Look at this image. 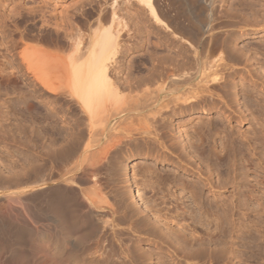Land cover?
Masks as SVG:
<instances>
[{"label":"rangeland","instance_id":"rangeland-1","mask_svg":"<svg viewBox=\"0 0 264 264\" xmlns=\"http://www.w3.org/2000/svg\"><path fill=\"white\" fill-rule=\"evenodd\" d=\"M1 1L5 4L9 3L8 7H11L13 5H22V8H6V7L0 8V13L2 14V18H5V21H7L8 12L11 9H13L14 12H20L22 10H29V9L33 11H37L45 8L47 9L48 12H50V14L54 15L56 18H60L64 10L71 11L73 7L78 6L82 1L89 2L91 0H57L56 5H52L53 0H1ZM96 1H98V3L97 2L92 3L93 5L97 3V5L94 6L93 8H103V11L106 10L107 14L110 16L111 13L110 8H112L111 0H96ZM118 1L120 3L119 8L125 9L124 11H120V12L124 15L126 11L124 17L127 21V25L123 27L121 34L126 29H128L129 32H131L132 29H135L136 31L135 32L136 36L130 40L127 39L126 35H120L119 37L120 44H127L130 47V50L125 51L121 56L119 55L120 57L118 58L120 60L121 70H122L120 73L121 76L119 75L120 79L125 75H127L129 72L131 75L133 73L134 76L136 77H139V75L141 76L146 75L149 73L148 70L151 69V63H149L148 60H150L149 58L151 57L150 53L152 54L153 52L150 43L149 42L145 43L144 39L145 37L148 36L146 32L152 30L155 25L158 26L156 27L159 29L157 30V33L159 34L158 36L161 39H164L163 42H165L166 41L165 40L166 38H164V36L166 35V33H164L165 29L162 30L163 28L162 26H165V24L162 22L159 23L155 22L156 20L152 18V15H150L146 10L143 14L137 12L138 10L136 11V8H143V5L141 3H138L136 0H131V1L118 0ZM152 1H155L156 5L160 8L159 10L162 12L161 14L165 16L164 18H167L165 20L166 21L169 20L168 22H170L171 24L170 26L173 29L177 30V32L183 33L184 31L183 34L186 37H188L194 42L197 41L198 43L201 44L203 48L207 47L208 39L211 38L212 36L213 37L215 36V42L217 41V43L220 44L221 42L224 41L229 46V48L226 49V51L224 52V55L228 58H231L233 61L238 62L234 66L237 69V73H238L235 77V80H237L240 77L245 80L244 81L245 84L243 89L244 93L243 92L240 93L239 91V97L241 98L240 104H238L239 106L235 105V108H240L242 106L240 109L244 110L243 114L247 116L246 118H243L242 120L241 118H235V120L231 122L232 127H230V125H227L226 121L218 117L217 112L213 111L210 113L207 112V110L198 107L190 108L187 106V104H185V102L179 100L177 104H173V103L169 104L171 107H174L172 108L174 112L170 113L168 116L169 119L168 121H171L173 124L171 125H168L167 123L164 124L166 126L164 130L167 132L168 136L166 138L169 140L172 136H174L175 138H178L180 136V133L176 132L175 126L177 124H179L181 128L185 126L183 128L185 129V133H186V136L184 135V138L187 136H189L188 138H193L194 126L202 128L201 130L208 134L207 135L209 137L208 143L215 148L216 153H218L217 152L218 150L223 149L222 144L225 143L226 135L232 132V134L230 135H232L235 141H237V144H235V149H233L236 151L233 152L231 151V149L228 150L224 149V151L218 153V156L222 155L221 158L223 159L222 161H224L223 166L219 167V171L221 173L222 178H226L227 176L226 172L230 169V171L232 170V172L233 171L235 172V173L233 172L234 175L237 174V176H235V179L237 178V181H238V172L243 173L244 178L248 180H245L244 182L240 183L238 187H236L237 189L235 188V186L233 187L232 185H229L227 190L226 189L220 190L219 188L216 189L215 186L214 189L213 187V190H216L215 191L216 195L219 196L221 195V192L224 191L227 198L228 199L230 198L229 200H232V203L229 201L230 202L229 206L232 207L233 204V208L231 210L233 223L237 224L239 221L241 222L240 226L239 224H237L240 228L234 230V232L231 234V237L230 235L225 234L226 235L225 238L226 237L228 238V239L226 238L228 244L229 243L232 244V245L231 244L228 245L230 247L228 249L229 251L230 250L233 251V253L235 254L234 257H232L230 260L231 263L229 262L228 264H236L237 261H238L237 264H259V263L264 264V255H263L264 252L262 251L263 254L261 252V250H264V212L261 213L262 212L261 210L264 209L263 208L264 207V125H263L264 124V0H152ZM89 7H90L89 5H86V8ZM33 11L31 13H33ZM92 11H93L92 17H90L89 19L91 23L93 22L95 17H97V13H94V10ZM3 14L5 17L3 16ZM75 21L78 25L79 22H82L80 19H76ZM7 22H9L10 24ZM7 22L6 24L9 25L7 26L8 28L9 27L12 28L11 26L16 25L15 28L16 38L20 36L19 34H21V31H23L24 29L23 26L26 24L27 29L29 28V30H31L29 31L30 37L31 38L34 37V39H36V42L33 39L34 40L33 42L29 40H25L26 41L25 43H28L27 41H29L30 44L34 43L33 45L36 46L39 44L40 47L41 46L43 48L45 47L46 48L45 50H48L47 48L48 46L46 47L45 44H43L44 46L42 45V41L46 43L44 40H42L44 39L42 38L43 32L41 33L38 31L37 29L38 26L37 27L35 26L33 28L32 21H28L25 23L19 19L18 21H14V22H11L10 20H8ZM134 24H137V26H135ZM211 26H213L214 29L211 30ZM166 30L167 32L169 31L168 28H166ZM85 31L87 32V30ZM186 33L188 36L186 35ZM153 36H154L153 34H150V38H152ZM173 36L176 37L175 35ZM173 36L171 35V37ZM192 36L195 38H193ZM37 39L40 40L39 43H37V41H39ZM182 43L184 44L183 45L184 47L182 46ZM182 43H180L181 46L179 45L177 49V51L178 50L180 51L179 54L186 52L185 48L188 42L182 40ZM21 48H19L18 50H20ZM51 48L53 47L50 46L49 49L51 50ZM154 55L160 57L167 55L175 56L177 55V52L176 53H174V51L167 52L162 47H160V49H158V51H156V54ZM247 57H249V60L246 61ZM6 63L7 62H5V64ZM11 63L12 65H8V63L5 65V67L3 68L4 71L9 72L14 70L17 64L15 61L12 60ZM253 63L254 65L251 66V64ZM257 66L258 69H256ZM2 79L6 80V78H2ZM2 79H0L1 82H5L4 80L2 81ZM253 81L255 82L253 83ZM13 82L14 81L11 80V82L8 83L9 85L7 89H5L4 87L0 88V251H1L0 264H11V263L23 264V262L26 261L27 259L29 260L31 259L29 261V263L31 264L32 263L54 264L52 262L54 261L53 260L54 253L57 251V247L55 242L52 243V240L54 239V235L56 234L55 233L56 231L58 232L62 231L61 233L63 234L60 235L62 236V241L60 242L61 244H59L58 250L61 248V250L65 252V249L67 250L69 247L68 241L70 240L74 242L77 241L76 243L78 242L82 243V241H84L85 244L86 240H84L85 237L84 234L82 236V233L84 232L83 231L80 232V229H78L75 232H71L69 228L67 229L65 225L64 217L66 216L69 217L70 215L72 216V214H73L72 217H74L75 215L77 216L80 215L81 217L83 215L82 213H85L88 210L89 208L88 198L90 196L88 197L87 196L88 193L86 192L88 191L87 189L89 188V186L91 189L93 188V191L97 192V193L94 192L95 195L92 196H95L93 199L97 207H99L96 209L100 212L99 216H102V218L106 217V219L108 220L112 218V214L110 212L111 209H116L117 211L116 214H114L113 216L118 217L119 215L120 216L122 215L121 214L122 212H118L121 209V207H119L120 198L118 195L120 194L119 191L121 189L119 188L123 187L122 189L125 190L127 187L126 190L128 191V193L126 195V200L127 202L133 204V206L136 207L141 205L140 204L141 201H139V204H137L133 200V196H134L133 187L137 182L138 183L137 185L143 189L141 190L143 191V196H144L143 198L146 204L153 205L155 202L157 203L160 201V199L158 198L159 195L156 193L154 194L156 188H158V184L154 182L157 177L160 178L161 181H165L166 183H168L171 180L174 173L176 175L178 173L179 175L177 176H179V178L184 181L185 180L187 181L190 179V177H192L191 172L187 173L189 171L186 172L181 168H177L175 164L176 163L175 159L174 162L171 163L172 162L171 159L173 158H169V159L167 158L164 161H160V160L155 161L152 156H149L148 158L138 156L139 151L136 150V145L141 144V142L140 143L137 142L138 140L141 141V139L134 140L133 142H131V139L129 138L130 137L140 138V136L136 134L137 130H135V127L141 126V124H139L141 120L140 121L138 120L139 123L137 125V119L143 118V117L140 118L141 116L138 117L134 116L137 117V119H134L133 116H131V118H129L130 116L125 118L123 115H117V116H113L109 120V122L106 125L107 127L104 129V135L102 136L103 141L100 142L101 144L99 145V147H101L102 145L103 147H105V149L106 147H110V148L112 147V148L111 149L107 148L110 151L105 155V157L107 156V158L101 159L103 160L102 164L100 163L101 161L98 163V165L100 164L99 165L100 169L98 168V170H96L97 171L96 174H94L95 172L93 173L88 171L89 166L86 164L87 161L85 160L84 155L80 153L81 146L85 143L84 140L86 138H81V140L83 139L84 143L81 141L83 144L81 143L82 145L77 150V151L80 150L79 152L73 151L74 152L73 154V152L70 151V149H68L70 148L68 146L71 145L70 140H73V138L75 139L79 135H83V134H86L83 136L87 137V133H88L87 125H86L87 120L84 118L85 116L82 117L83 114L80 113L79 111L80 109H78L79 107L77 108L76 104H73L72 102L70 103L73 105L69 106L70 103H68V101L62 98L61 96L62 94L59 96L61 100L57 98L49 100L48 97H44L45 95L42 96L41 91L37 93L35 92L34 94L32 93L33 96H29V94L32 95L31 94L32 90L29 91V93H27V91L24 92L23 89L25 88H22V90H20L21 88L19 85L21 84L20 82L18 81L14 83ZM11 84L13 86L14 84L17 85H15L16 87L15 86L12 87L10 86ZM17 86L19 87V90ZM123 91L121 92L122 94L126 93ZM60 93H63V91L62 92L60 91ZM62 99L64 100V102ZM218 104L217 105L220 106V103ZM72 107L74 108L76 107V108L72 109ZM71 111L73 114L70 113ZM249 113L252 114L250 115ZM259 122L261 125H259ZM130 127L131 128L133 127L132 128L133 130H130L132 132L131 134L129 132V129H131ZM259 127L263 128L262 129L263 131H261V135L263 133V139L260 137L262 139L261 142L258 139H256L258 142L252 139L256 141L257 144L256 142L253 141L255 143L254 144L252 140L247 141L248 138L249 139L252 138L254 132H256L257 135H260L259 132L255 131V129L258 130ZM237 130H239V132H237ZM228 131L229 133L226 134V132ZM83 136H79L78 138ZM67 137L69 138V140ZM167 139L164 140H166L165 143L168 144L169 141L167 142ZM109 143H112L111 146ZM113 143L115 144L114 147H113L114 145ZM61 147L62 149H60ZM99 147L98 150H100ZM103 149L104 148H102V152ZM68 150L70 151V153H67ZM99 152L100 153L98 154L102 153L101 151ZM230 152H232V154ZM77 153H79L81 156H78ZM143 153L140 152L141 155ZM155 154L156 153L154 151L152 155ZM233 156H235L236 158H234ZM82 157L86 162H82L83 161L81 160ZM232 157L235 159V161H237L234 165L232 163L233 162ZM212 158H213L212 160H214V156H212ZM248 158L250 159L249 162L252 161L250 162L252 164H249L245 160ZM227 159L231 160L228 163V165L232 164L233 167L232 165L231 167L230 165L228 167V165L225 163L226 161L228 162ZM73 160L74 161L76 160L75 164ZM111 162L112 165L110 164ZM113 162L116 163L113 164ZM84 163L85 166L87 165L88 167L86 166L85 168ZM246 163H248L249 165ZM41 164L42 167L40 166ZM144 165L145 167L148 166V169L150 168L155 169L156 172H152L151 169H150L151 171L150 170L144 171L145 169ZM68 166L71 168L73 166L74 169L72 168L69 171L70 168ZM77 167L78 169H76ZM42 170H45V172H42ZM62 171H64L65 173ZM42 173L44 175L46 174L44 178L42 177L43 176ZM50 174L53 175L51 178H50ZM41 177L43 178L42 181H44V179H46L47 177H49V181L51 179L52 180L48 182L47 180L48 178H47L46 179L47 183L44 184L39 179ZM214 177H216V175ZM127 179H129V181L126 183L125 180ZM93 180L94 182H92ZM38 181H40V183ZM117 183L118 184L121 183L120 186L116 185ZM169 183L166 184L165 188H162L163 190L162 189L161 190L164 192L169 190L171 191V193L173 192L172 194L176 193L175 195L176 196L178 195L177 199H175L173 195H171L170 197L167 195L168 196L167 199L165 198L164 199L168 201L164 204L163 203L160 205L158 204V206L162 207V205H164L166 209L167 207H169L167 219L169 220L168 222L172 221L175 227L176 221L183 222L184 219L183 216L185 217V219L189 217L187 216L188 215L187 213L186 215L184 211H182V209L185 210L187 208L188 210H190L191 204H190V200L187 197L183 196L184 195L183 193L180 194L179 191L181 190L179 188H176L175 186H170L171 184ZM154 185L155 187L153 189ZM168 186L169 188L166 190ZM60 190L62 192H60ZM57 191L60 192L61 194L57 193ZM203 191L207 192V189H203ZM247 193L248 194L251 193L252 195L251 196L249 195L250 197L245 196L248 195ZM207 195L209 196V198L206 200V203L209 205L208 210H206L205 213L203 212L198 213L195 212L194 210L196 209H194L192 212V214L195 213L194 215L200 214L199 217H201V219L198 216L196 217L200 219L202 224L204 223L203 225L201 224L202 226L198 223L197 231L199 234L196 235L198 238L200 237V235H203V237L207 236L206 233L208 232L213 233V231H217V230L212 231V229L215 227V223L218 222V219H216L217 217L215 216L214 211H216V209L218 208L215 205L218 206L221 205L220 199L223 198L222 197L223 195L221 196V198L219 196L220 199H218V196L217 198H212L211 193L209 194L207 193ZM244 196L247 197L245 201L246 204L243 202ZM142 206L144 205L142 204L141 207ZM221 206L225 207V205L223 204ZM116 207L120 209H117ZM155 208H157V206H155ZM70 209H72V211ZM219 209L220 208H218V210ZM69 211L73 213L71 214L70 212V215L68 216ZM74 211L75 212L80 211L81 213L78 212L79 214L78 213L74 214ZM243 212L245 214H243ZM41 213H43L44 216ZM123 221L124 219L123 220L121 219V225L118 226L120 230L121 228L122 230L125 228L126 230L125 229L124 230L127 231L125 232L123 230L124 233L122 234V238L123 237L127 238L129 236L128 238L135 237L132 239H136L137 238L136 235L138 234L139 235L141 234L140 236L144 235L138 232L133 233L132 230L130 233V229H128V227L126 226V224L129 221H127V223L125 221L124 223L126 224L122 223ZM186 221L190 222V220H186ZM247 222L248 224L249 223L252 224L251 225L252 228H249L247 226ZM55 228H58L59 230ZM41 229L43 231L47 230L46 231V233L48 234L47 238L42 237V234H40L42 231ZM108 231H110V229L107 230V233L109 235L110 232ZM49 233L52 235H50ZM223 238L221 239V241H223ZM219 241L214 242V244L213 243L208 244L207 241L206 243L205 241H202L199 244L196 242L194 246L198 245L197 246L198 248L201 246L200 248L203 250L206 249L208 253V250L211 247L217 248L218 245L219 247L221 246L222 243H220ZM116 244L119 243L117 242ZM141 245L143 247L146 246V244H144L143 242L141 243ZM116 247L118 248L119 246L117 245ZM153 247L151 246V248ZM162 250H163L162 254L160 253L158 256L161 257L164 256L162 259L165 260L167 259L166 261H168L167 262L168 264L170 263L173 264L174 262L171 259L170 256L171 254L167 250V248L166 247L162 248ZM1 253L3 254V256ZM24 253L25 254L29 253L30 255L26 254L25 257H22L25 255ZM178 253L181 254L180 249ZM19 254L21 255V257H19L20 256ZM81 255L79 257L80 258L79 261L81 262L83 260L87 261L90 257L88 256L87 258L85 252L81 253ZM154 255H155L154 258L157 257V254ZM166 255L168 256L167 258ZM33 256H35V259ZM26 257L27 259L24 260L23 258ZM7 259L9 260V262H7L8 261ZM12 260L14 262L16 261L18 262L14 263L12 262ZM155 260L156 258L151 259V261L148 260L147 263L156 264ZM213 260H212V264H224L222 258L213 257ZM67 261L68 260H65V263ZM26 262L28 263V261ZM81 262H78V264H80ZM167 263L165 262V264ZM203 263L204 262H202V264Z\"/></svg>","mask_w":264,"mask_h":264},{"label":"bare ground","instance_id":"bare-ground-1","mask_svg":"<svg viewBox=\"0 0 264 264\" xmlns=\"http://www.w3.org/2000/svg\"><path fill=\"white\" fill-rule=\"evenodd\" d=\"M136 1L143 5V8H136V11L138 10L137 12L143 14L146 10L150 15H152V18L156 20L155 22L158 23L162 22L165 24V26H162L163 27L162 30L164 29L166 30V28H168L169 31L167 32L166 30L165 32L164 30V33H166V35L164 36V38H166L165 42H163L164 39H161L158 36L159 34L157 33V30L159 29L156 28L158 26L155 25L153 27L154 30L152 29L153 31L152 30L147 31L146 34H148V36L145 37L144 40L145 43L146 42L150 43L151 49L153 51L152 54L150 53L151 56V57L149 56L150 60H148L149 63H151V69L149 67L150 70H148L149 73L146 75H142V76L139 75V77H136L134 76L133 73L131 75L129 72L128 74L126 73L127 75H125L121 79H120L121 76L120 73L122 70H121L120 60L118 58L125 51L130 50V47L127 44H120L119 37L120 35H126L127 39L130 40L136 36L135 34L136 31L135 29H132V31L129 32L128 29H126L121 34L123 27L127 25V21L124 17L126 11L124 15L120 12V11H124L125 9L119 8L120 3L118 0H111L112 8H110L111 9L110 16L107 14L106 10L103 11V8H93L98 3V1L96 0H91L89 2L82 1L78 6L73 7L71 11L64 10L60 18H56L54 15L50 14V12H48L47 9L45 8L37 11H33L29 9V10H22L20 12H14V10L11 9L8 12L7 18L11 22L18 21L20 19L25 23L28 21H32L33 28L35 26L36 27L38 26L37 27L38 31L41 33L43 32L42 38L44 39L42 40L46 42L44 43L41 40L42 45L45 44L46 47L48 46L47 47L48 50H50L49 48L50 46H52L53 47L51 48L52 51L45 50L46 48L45 47L43 48L42 46L40 47L39 44L37 46L33 45L34 43L30 44L29 41L33 42L35 40L36 42V39H34V37L32 38L30 37L29 31L31 30H29V28L27 29L26 24L23 26L24 29L23 31H21V34H19L20 36L16 38L15 37L16 25L11 26L12 28L10 27L8 28L7 26L9 25L6 24L8 20L5 21V18H2V14L0 13V46H1L0 47V79L6 78V80L2 79V81L4 80L5 82H1L0 80V88L4 87L5 89H7L9 85L8 83H10L11 80H13L14 82L18 81L21 83L19 84L21 87L20 90H22V88H25L23 89L24 92L27 91V93H29V91L32 90L31 94L32 93L34 94L35 92L37 93L41 91L42 96L45 95L44 97H48L49 100L56 98L61 100L59 96L62 94L61 95L62 98L68 101V103L72 102L73 104H76L77 108L79 107L78 109H80L79 110L80 113L83 114L82 117L85 116L84 118L87 120L86 125H87L88 133H87V137L83 136L86 134H83V135H79L83 137L78 138L79 137L78 136L75 139L73 138V140H70L71 145L69 146L67 145V146L70 147L68 148L70 149V151L76 152L79 149V147L85 142L81 146L80 153L84 155L85 160L88 162L87 163L86 161H84L83 157H82L83 159L81 158V160H83L82 162H86V164L89 166L90 170L88 169V171L93 173L95 172L94 174H96L97 173L96 170H98V168L100 169L99 166L100 164L98 165V163L101 161L100 163L102 164L103 160L101 159L107 158V156L105 157V155L110 151L109 149H107L110 147H106L105 149V147L101 145V147L104 148L103 152H102V148L99 147V145L101 144L100 142L103 141L102 136L104 135V129L107 127L106 126L107 123L113 116L123 115L125 118L128 116H130L129 118H131V116L133 117L141 116L140 118L142 117L144 118V119L142 118L143 119L142 121V119L139 118L137 119V117H134V119H137V125L139 123L138 120L139 121L141 120L139 123L141 124L140 127L134 126L135 130H137L136 134L139 135L140 138L138 137L129 138L130 135L128 136V138L131 139V142H133L134 140L141 139V141L140 140L137 141L139 143L141 142V144H137L135 142L137 144L136 150L139 151L138 156L145 158L152 156L155 161L156 160L164 161L167 158L168 159L173 158L171 159L172 160L171 163H173L175 159L176 160L175 164L177 168H181L186 172L189 171L187 173L191 172L192 174V177H190V179L188 178L189 180L184 181L181 180L179 176H177L179 175L178 173L177 175L174 173L173 177L169 181L170 183L168 182L169 184H171L170 186H175L176 188H179L181 190L179 191L180 194L183 193L184 194L183 196L187 197L190 200V204H191L190 210H188L187 208L185 210L182 209V211H184L185 214L187 213L188 215L187 214L186 215L189 217L186 216L187 219H185V217L181 214L184 218L183 222L176 221L175 227L172 221L168 222L169 220L167 219L169 207L166 206L167 207L166 209L164 205L160 207L158 206V204L160 205L162 203L163 204L166 203L168 200L165 199H167V197L168 196L170 197L171 195H173V197L177 199L178 195L176 196L175 195L176 193L172 194L173 192L171 193V191L167 190L169 186L166 188L167 193L162 191L163 190L162 188H165L166 184L168 183H166L165 181H161V179L158 178L157 176L154 182L158 184V188H156L154 194L156 193L159 195L158 197L160 199L159 202L157 203L155 202L153 205H147L143 198L144 197L142 191L143 189L140 188L137 185L138 183L136 182L133 187V195H134L133 200L137 204H139V201H141L140 204L141 205L143 204L144 206L141 207V205H139L140 207L139 206L135 207L133 206V204L127 202L126 200V195L128 193V191L126 190L127 187L126 189L124 188L125 190L122 189L123 187L119 188L121 189L119 191L120 194H118L120 198L119 207H121V209L117 207L116 208L120 209V211L118 212H122L121 213L122 215L121 216L119 215L120 217L113 216L114 214H116L117 211L116 209H111L110 212L112 214V218L108 220L106 219V217L102 218V216H99L100 212L96 210L99 207H97L93 199L95 196H92L95 195V193L97 192L93 191V188L91 189L89 186V188L87 189L88 191L86 192L88 193L87 196L88 197L90 196L88 198L89 199L88 210L85 213H82L83 215L81 217L80 215L79 216L75 215L74 217H72L73 216L72 214L73 212H71L72 209H70L71 211H69L68 213L69 216L71 212L72 214V216L70 215L71 217L70 216L69 217L66 216L67 218L64 217L66 214L63 216L65 218L64 222L67 229L69 228L71 232H75L78 229H80V232L81 231L84 232L82 233V236L84 234L85 236L84 240H86L85 244L84 241H82V243L78 242L80 243L78 244L76 243L77 241L74 242L70 240L68 241L69 247L67 250L65 249V252L61 250V248L58 250L59 244H61L60 242L62 241V236L60 235L63 234L61 233L62 232L61 230H60L61 232L55 230L56 234L54 235V239L51 240L52 243L55 242L57 251L54 253V258L52 257L54 260L52 263L78 264V262H81L79 261L80 259L79 257L81 253L85 252L87 258L88 256L90 257L87 261L83 260L80 264H153V263H147V261L148 260L151 261V259H155V258H156L155 260L156 264H162V263L165 264V262L166 263L168 262L166 261L167 259L166 260L162 259L164 256L161 257L158 255L160 253L162 254L163 252L162 248L166 247L167 250L170 248L168 251L171 254L170 256L172 261L174 262L173 264H202V262L206 264L211 262L210 264H212L213 257L222 258L224 264H228L231 258L234 257L235 254L233 253V251L231 250L229 251L228 248L230 247L228 245L231 243L228 244L227 242L228 238L227 237H226L227 239L225 238L226 236L225 234H228L231 237V234L234 232V230L240 228L239 226L241 222L239 221L237 223L239 224V226L233 223V218L231 214L233 204L232 207L229 206V203L230 202L232 203V200H229L230 198L229 199L227 198L224 191H222L221 195H219L220 198L223 195L222 196L223 198L220 199L219 196L216 195L215 192L216 190H213V187L215 186L216 189L219 188L220 190L221 189L227 190L229 185H232L233 187L235 186L236 188L240 183L244 182L245 180H248L244 178L243 173L238 172V181H237V178L235 179V176H237V174L234 175L235 172L233 171L234 172L233 173L232 170L230 171V169L226 172L227 173L226 178H222L221 173L219 171V167L223 166L224 161H222L223 160L221 158L222 155L218 156V153L224 151V149L225 150L231 149V151L233 152L236 151L233 149H235V144H237V141H235L234 137L230 135L232 134V132L228 134L230 131L229 130L228 132H226V134L228 135L225 134L226 135L225 143L224 144L221 143L223 149L218 150L217 151L218 153H216L215 148L208 143L209 142L208 141L209 137L207 136L208 134L202 131L201 130L202 128L194 126L193 138H188L189 136H187L185 137L186 138L185 139L184 135L186 136V133H185V129H183L185 126L181 128L180 125L177 124L175 126L176 132L180 133V136L178 135L179 136L178 138L172 136L168 140L166 138L168 136L167 132L164 130L166 126L164 124L166 123L168 125L173 124L171 121H168L169 114L174 112V110H172V108L174 107H171L169 104L170 103L177 104L179 100H182V102H185V104H187V106L190 108L198 107L207 110V112L210 113L213 111L217 112L218 117L226 121L227 125H230V127H232L231 122L235 120V118H241L242 120L243 118L247 117L246 115L243 114L244 110L240 109L242 106L240 108H235V105L237 106L238 104H240L241 98L239 97V91L240 93L243 92L245 80L240 77L237 80H235V77L238 73H237V69L234 66L238 62L233 61L231 58H228L224 55L226 49L229 48L226 42L223 41L220 44H218L217 41L215 42V36L214 37L212 36L211 38L208 39L207 47L203 48L201 44L198 43L197 41L194 42L188 37H186L183 34L184 33L183 30H182L183 33H180L177 32V30L173 29L170 26L171 25L170 22H168L169 20L166 21L165 19L167 18H164L165 16L161 14L162 12L159 10L160 8L156 5L155 1L152 0H136ZM93 2H97V3L93 5L92 4ZM56 3L57 0L52 1V5H56ZM86 5H89L90 7L86 8ZM8 6L9 3L5 4L0 0V8H4V7L22 8V5H13L11 7ZM92 10H94V13H97V17H95V19L91 23L89 19L90 17H92L93 14ZM32 11L33 13H31ZM76 19H80L82 22H79L78 25L75 21ZM134 25L137 26V24ZM212 29H214L213 26H211V30ZM85 30H87V32ZM150 34H153L154 36L150 38ZM171 35L172 36L175 35L176 37L174 36L171 37ZM25 40H29L27 41L28 43H25L26 42ZM182 40L188 42V44L186 43L187 44L185 48L186 52L179 54L180 51L179 50L177 51V49L179 45L181 46L180 43H182ZM39 42L40 40L37 41V43ZM183 45L184 44L182 43V46ZM160 47H162L167 52L168 51H174V53L177 52V55L175 56L167 55L161 57L155 56L154 54H156V51H158ZM19 48L21 49L18 50ZM11 60L16 62L17 64L16 67L12 71L9 72L4 71L3 68L7 63L8 65H12ZM247 60H249V57L246 58V61ZM5 62L7 63L5 64ZM252 65H254V63L251 64V66ZM256 69H258V66ZM254 82L255 81H253V83ZM17 84H14V86ZM10 86L14 87L12 84ZM121 90L126 93L122 94ZM60 91L61 92L63 91V93H60ZM33 94L32 95L29 94V96H33ZM217 102L220 103V106H218L219 104ZM73 104L70 103L69 106ZM73 108L74 107H72V109ZM70 113H72V111ZM259 125H261L260 122ZM132 128L129 129L130 134L132 133L130 131L133 130ZM262 129L263 128L261 127H259L258 130L255 129V131L260 133V135H257V133L254 132L252 138L251 139L248 138L247 141L252 139L254 140L258 139L261 142V140L263 139V133L261 135V131H263ZM237 132H239V130H237ZM81 138H86V139L83 142V139L81 140ZM164 139H167V142L169 141V143L168 144L165 143L166 140ZM254 140H252V142ZM109 144L111 146L112 143ZM114 146L115 144L113 145V147ZM98 147L100 150H98ZM60 149H62V147ZM70 151L68 150L67 153H70ZM99 151L102 152L101 153L102 155L98 154L100 153ZM154 151L156 154L152 155ZM140 152L142 153L144 152V153L141 155ZM230 153L232 154V152ZM77 154L78 156H81L79 153ZM212 156H214V160H212L213 159ZM233 157L236 158L235 156ZM234 158L232 159L233 165L237 162L235 161ZM245 160L249 164H252L250 163L252 161L249 162L250 160L249 158ZM230 161L231 160L229 159L228 162L226 161L225 163L228 165ZM75 162L76 160L74 161V164ZM114 163L116 162H113V164ZM110 164L112 165V162ZM40 166L42 167V164ZM69 168H70L69 171L72 168L74 169L73 166L72 168L71 167ZM76 169H78V167ZM150 169H148L147 166L145 167L144 171ZM151 170L152 172H156L155 169H151ZM42 172H45V170H42ZM42 175L41 176L44 178L46 174L44 175L42 173ZM215 175L216 177H214ZM52 176L53 175L50 174V178ZM42 177L39 179L44 184L47 183L46 182L47 180L48 182L52 180L51 179L49 181V177H47L48 178V179L46 178L47 180L44 179V181H42L43 180ZM40 181L38 182L40 183ZM128 181L129 179L125 180L126 183ZM92 182H94V180ZM120 184L117 183L116 185L120 186ZM154 187L155 185L153 186V189ZM203 189H207V192L203 191ZM60 192L62 191L60 190ZM60 192L57 191V193ZM207 193L208 194L211 193L212 198H217L218 196V199H220L221 201V205L223 204L225 205V207L221 205H220L221 207L215 205L220 209L218 210L217 208L216 211H214L215 212L214 214L217 217L216 219H218V222L215 223V227L212 229V231L213 230H217V231H213V233L208 232L206 233L207 236L203 237V235H200V237L198 238L196 236L197 234H199L197 231L198 223L200 225L202 224V222L200 221L201 217H199L200 214L198 213H202V212L205 213L206 210H208L209 208L208 207L209 205L206 203V200L209 198ZM249 195L251 196L252 194L249 193L248 195L245 196L250 197ZM245 196L243 201L244 203L247 199V197ZM155 206H157V208H155ZM165 210L167 211V213ZM193 210L195 212H198L197 213L198 215H194L195 213L192 214ZM75 211L74 214L80 212V211L78 212ZM261 211H262L261 213H263L264 209ZM243 214L245 213L243 212ZM196 216H198L200 219L197 218ZM121 219L122 220L124 219L122 223H124L125 221L127 223V221H129L127 224L126 223L124 224H126L128 229H130V233L132 230L133 233L138 232L144 235L140 236L141 234L140 235L138 234L136 235L137 237L136 239H132L135 237L128 238L129 236L127 238L126 237L122 238V234L124 233L123 230L125 228L123 226L124 229L122 230L121 228L120 230L118 227L121 225ZM186 220H190V222ZM251 225H252L251 223L248 224L247 222V226L249 228H252ZM109 229L110 231L108 232L110 233L108 235L107 230ZM46 231L43 230L41 231L40 234H42V237L47 238L48 234L46 233ZM222 238L223 241H221ZM202 241H205V243L207 241L208 244L209 243L214 244V242L219 241L222 244L220 247L218 245L219 248L211 247L209 250L211 249L212 250L211 251L208 250L207 253L206 249H204L206 251L205 252L203 249L200 248L201 246L199 248L197 247L198 245L194 246L196 242L199 244ZM117 242L119 244H116ZM142 242L146 244L145 247L141 245ZM115 245L116 246L118 245L119 247L117 248ZM151 246L153 248H151ZM178 248L181 250V254L178 253L179 251ZM262 251L264 252V250H261V252ZM26 254L22 257H25ZM154 254H157V257L154 258L155 256ZM27 255L30 254L28 253ZM19 257H21V255ZM33 257L35 259V256ZM167 257L168 256L166 255V258ZM23 259L25 260L27 259V257ZM30 260L27 259L26 261H28L29 263ZM65 260L68 261L65 263ZM7 262H9V260ZM12 262L14 261L12 260ZM24 262L23 264L27 263Z\"/></svg>","mask_w":264,"mask_h":264}]
</instances>
